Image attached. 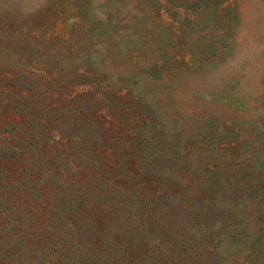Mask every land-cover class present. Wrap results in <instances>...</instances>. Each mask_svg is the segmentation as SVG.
<instances>
[{
    "label": "rangeland",
    "instance_id": "1",
    "mask_svg": "<svg viewBox=\"0 0 264 264\" xmlns=\"http://www.w3.org/2000/svg\"><path fill=\"white\" fill-rule=\"evenodd\" d=\"M100 256L264 264V0H0V264Z\"/></svg>",
    "mask_w": 264,
    "mask_h": 264
},
{
    "label": "trees",
    "instance_id": "2",
    "mask_svg": "<svg viewBox=\"0 0 264 264\" xmlns=\"http://www.w3.org/2000/svg\"><path fill=\"white\" fill-rule=\"evenodd\" d=\"M63 192H64V191H60V192H58V194H56V198H57L58 196L61 197V195H63ZM60 197H59V205L56 206V209H57V210H61V212L64 213L66 210L64 209L63 204L60 205V203H61ZM73 202H74V201H71V207H70L71 210L74 209ZM71 210H69V211H71ZM54 217H55V216H50L51 221L54 219ZM57 217H59V220L61 221V222L57 225V227L60 228V233H62V232H63V231H62V228H64V221H63V217H64V216H57ZM55 219H56V218H55ZM56 229H57V228H56ZM64 229H65V228H64ZM68 250L71 252V251H73V248H68ZM13 251L16 252V250H13ZM105 252H106V253H109V254H112V252H110L109 250H107V251H105ZM15 255L18 256V254H15L14 252L11 253V254H10V259L13 258V259H14L13 261H15V260H16V256H15ZM73 258H75V255H73ZM98 260L100 261L101 264H107V260H108V258H106V257H104V256H100V257H98Z\"/></svg>",
    "mask_w": 264,
    "mask_h": 264
}]
</instances>
